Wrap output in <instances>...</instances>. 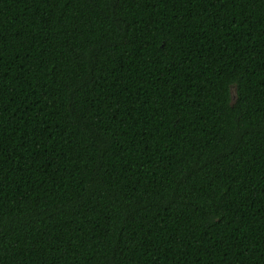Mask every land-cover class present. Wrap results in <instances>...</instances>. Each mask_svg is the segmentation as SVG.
<instances>
[{
    "label": "trees",
    "instance_id": "obj_1",
    "mask_svg": "<svg viewBox=\"0 0 264 264\" xmlns=\"http://www.w3.org/2000/svg\"><path fill=\"white\" fill-rule=\"evenodd\" d=\"M0 264H264V0H0Z\"/></svg>",
    "mask_w": 264,
    "mask_h": 264
}]
</instances>
